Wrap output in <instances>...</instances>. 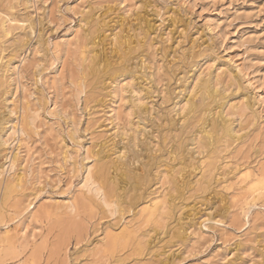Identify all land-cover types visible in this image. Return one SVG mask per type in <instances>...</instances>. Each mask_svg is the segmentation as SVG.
<instances>
[{
	"label": "rangeland",
	"instance_id": "rangeland-1",
	"mask_svg": "<svg viewBox=\"0 0 264 264\" xmlns=\"http://www.w3.org/2000/svg\"><path fill=\"white\" fill-rule=\"evenodd\" d=\"M0 119V264H264V0H0Z\"/></svg>",
	"mask_w": 264,
	"mask_h": 264
},
{
	"label": "bare ground",
	"instance_id": "bare-ground-1",
	"mask_svg": "<svg viewBox=\"0 0 264 264\" xmlns=\"http://www.w3.org/2000/svg\"><path fill=\"white\" fill-rule=\"evenodd\" d=\"M88 22V21H87ZM88 24V23H87ZM85 33H87L86 35L89 36V40L93 41L94 39H97V30L96 29H91V30H85ZM83 32V33H84ZM79 42V41H78ZM83 43V42H82ZM81 43V44H82ZM83 50V49H82ZM81 52V51H80ZM85 52V51H84ZM88 73L92 74V75H98L101 74V77L104 79H108L109 77L115 75V77L118 76H125L126 74H129L128 71L121 69L120 68H116L115 66H113L110 62H108L106 59H101V57L99 56H93L90 62V65L88 67ZM99 77V76H98ZM114 78V76H113ZM125 78V77H124ZM110 79V78H109ZM113 80V79H112ZM198 87L201 91V101L202 103L204 102V100L210 101L209 103H201L200 106L195 105L192 101H190V99H187L185 101V109L184 111L187 113V115L189 113H196L199 111H204L206 110V107H208V105L211 103V100H213L214 98H216V96L218 95V88L217 86L213 85L209 79L203 80L201 82L198 83ZM139 109L142 108V105L138 106ZM185 114V113H184ZM220 118L222 120V123H220V127L218 125H214L213 126V131H217V129L219 128L222 135L224 137H230V138H234L236 137L234 134H232V128H228L225 125V120L224 116L220 113ZM3 120L0 119V146L4 145V142L2 141V135H3ZM237 130V129H236ZM21 132V131H20ZM239 138V137H237ZM228 139V138H227ZM10 161V160H9ZM101 165V164H100ZM146 165V164H145ZM86 170V169H85ZM2 174V173H1ZM21 177V176H20ZM251 177V176H250ZM246 178V177H245ZM143 179L142 181H137L133 184L134 187H138L140 186L142 183H144ZM83 187L84 188H88L91 187L95 184H102L103 187L107 188L103 197V200L105 203H107V205H110L109 207H113L115 208H120V203H119V196L116 197L115 193H116V187L111 186V182L113 183V180L111 179L110 173H109V168L107 167V165H101L97 171L95 172V174L91 175L89 173H86L83 176ZM110 185V187H109ZM16 186V185H15ZM94 187V186H93ZM247 188L248 191L250 192V197L252 198H260V196L263 194V189H264V178L262 179V177L260 178H255L252 179L248 182L247 184ZM13 186L11 185H6L4 187V191H3V198L5 200V198L8 197V195L13 191ZM104 192V191H102ZM102 194V193H101ZM114 198V200H113ZM101 199V198H100ZM103 202V201H102ZM156 202H154V205L151 206H146L142 209V212L145 214V216L148 218V220L150 221L153 217L155 218L156 213L158 212V203L155 204ZM103 204V203H102ZM73 206H67L66 210H71ZM106 207V206H105ZM63 208V207H62ZM49 211V210H48ZM72 211V210H71ZM118 211V210H117ZM159 216V212L157 214ZM156 219V218H155ZM154 219V220H155ZM144 220V219H143ZM147 220V219H146ZM147 220V221H148ZM153 220V221H154ZM6 235V234H5ZM131 239V234L129 232L126 231H122L120 234L117 235H109L108 237V245L112 250L117 249L119 246H122V244L124 242H127V240ZM9 243V242H8ZM2 248V247H1ZM139 250L141 249L140 247H138Z\"/></svg>",
	"mask_w": 264,
	"mask_h": 264
}]
</instances>
